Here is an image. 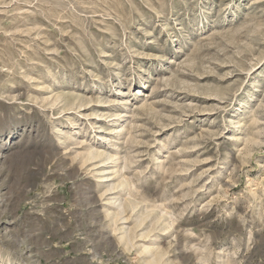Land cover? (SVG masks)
Masks as SVG:
<instances>
[{"label": "rangeland", "instance_id": "374dc122", "mask_svg": "<svg viewBox=\"0 0 264 264\" xmlns=\"http://www.w3.org/2000/svg\"><path fill=\"white\" fill-rule=\"evenodd\" d=\"M0 264H264V0H0Z\"/></svg>", "mask_w": 264, "mask_h": 264}, {"label": "bare ground", "instance_id": "6f19581e", "mask_svg": "<svg viewBox=\"0 0 264 264\" xmlns=\"http://www.w3.org/2000/svg\"><path fill=\"white\" fill-rule=\"evenodd\" d=\"M94 154V153H93ZM90 157H94L93 155L92 156H90Z\"/></svg>", "mask_w": 264, "mask_h": 264}]
</instances>
